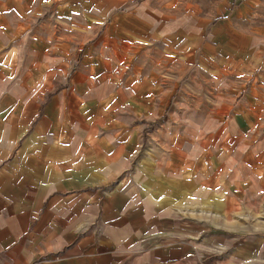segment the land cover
Masks as SVG:
<instances>
[{"label":"crops","instance_id":"crops-1","mask_svg":"<svg viewBox=\"0 0 264 264\" xmlns=\"http://www.w3.org/2000/svg\"><path fill=\"white\" fill-rule=\"evenodd\" d=\"M262 85L264 0H0V264H264Z\"/></svg>","mask_w":264,"mask_h":264},{"label":"rangeland","instance_id":"rangeland-1","mask_svg":"<svg viewBox=\"0 0 264 264\" xmlns=\"http://www.w3.org/2000/svg\"><path fill=\"white\" fill-rule=\"evenodd\" d=\"M264 87V85H262ZM261 92L262 91L261 89ZM247 95V92H246ZM257 96H263V93H256ZM264 116V109H249L246 110V115L249 118L246 123V173L248 180L249 176L255 180V176H261L260 182L264 183V122H260L259 115ZM259 120V121H258ZM264 187V186H263ZM254 188H246V230L255 232L254 234H264L263 229L259 224L264 222V191L256 193ZM256 225V226H255ZM262 230V231H261ZM210 259V254L203 255V258Z\"/></svg>","mask_w":264,"mask_h":264}]
</instances>
